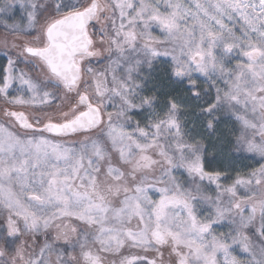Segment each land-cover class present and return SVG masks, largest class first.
Listing matches in <instances>:
<instances>
[{
	"label": "snow or ice",
	"instance_id": "obj_1",
	"mask_svg": "<svg viewBox=\"0 0 264 264\" xmlns=\"http://www.w3.org/2000/svg\"><path fill=\"white\" fill-rule=\"evenodd\" d=\"M0 34V264H264V0H0Z\"/></svg>",
	"mask_w": 264,
	"mask_h": 264
},
{
	"label": "rangeland",
	"instance_id": "obj_2",
	"mask_svg": "<svg viewBox=\"0 0 264 264\" xmlns=\"http://www.w3.org/2000/svg\"><path fill=\"white\" fill-rule=\"evenodd\" d=\"M3 38V35L2 34H0V39H2ZM9 39H10V37H9ZM0 62H2V61H0Z\"/></svg>",
	"mask_w": 264,
	"mask_h": 264
}]
</instances>
